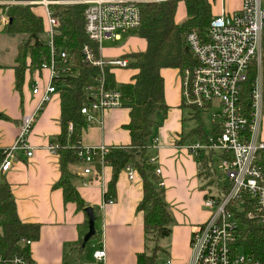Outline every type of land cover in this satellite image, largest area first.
Here are the masks:
<instances>
[{
  "label": "built area",
  "instance_id": "built-area-1",
  "mask_svg": "<svg viewBox=\"0 0 264 264\" xmlns=\"http://www.w3.org/2000/svg\"><path fill=\"white\" fill-rule=\"evenodd\" d=\"M145 0H0V4H30L42 7L45 39L50 47L49 58L43 60L40 70L31 77V89L40 99L32 111L23 113L16 140L3 147L0 173L10 169L18 150L28 156L34 151L29 135L44 109L60 89L63 78L76 75L78 69L65 47L56 43L60 20L55 15V4L85 3V31L97 42V50L91 44L83 46L84 59L100 68L101 76L96 82L85 86L88 101L81 107L87 122L103 117L107 108L122 105V93L107 82L106 69L126 67L129 59L124 56L104 57L101 42L104 38H121L135 31L141 22L140 2ZM9 21L6 13L1 23ZM264 0H241L235 10L221 7L210 20L204 34L193 29L186 35L191 52L196 57L193 66H186L181 73L182 96L185 105L194 111L212 110L211 127L196 132L183 145L195 156L214 152V164L218 167L214 190L205 195L204 205L209 217L198 224L191 236V257L185 264H241L252 262L242 251L238 241L249 221L264 226V86L261 72L264 41ZM257 61L259 72L252 83L247 79L251 63ZM218 107L219 111L214 108ZM70 124V130L72 129ZM157 135L152 137L150 148H157ZM78 154L86 165L84 173L93 170L97 156L104 157L109 151L106 144L82 145L74 142ZM60 142L52 141L47 148L58 153ZM156 162L158 184L164 186L158 155L151 154ZM217 158L219 162L216 163ZM124 170L131 179L137 175L133 162H127ZM113 197L105 198L113 202ZM25 243L32 239L22 237ZM105 247L98 248L95 256L103 258ZM7 259L0 254V264ZM13 264H30L23 255L16 254ZM256 263V262H253Z\"/></svg>",
  "mask_w": 264,
  "mask_h": 264
},
{
  "label": "crops",
  "instance_id": "crops-1",
  "mask_svg": "<svg viewBox=\"0 0 264 264\" xmlns=\"http://www.w3.org/2000/svg\"><path fill=\"white\" fill-rule=\"evenodd\" d=\"M212 1L214 15L221 11V7L235 10L241 4V0ZM216 4L218 12L214 9ZM33 9L37 12V7ZM186 17L187 10L185 14L178 10L175 19L178 22ZM125 36L126 40L120 45L108 50L101 46V54L104 57L124 56L147 47L148 41L136 30L125 33L119 39ZM21 40L22 37L16 41L12 60H0L1 149L14 143L23 113L35 109L40 99L31 89L30 80L34 72L28 74L22 90L16 87L14 65ZM127 58L130 62L131 59ZM112 71L119 81H127L136 69L128 65L115 67ZM161 73L165 82L164 96L170 107L166 118L156 128L159 146L150 152L158 155L157 162L163 169L164 195L173 213V221L169 234L158 239L160 246L156 250V264H185L191 257L190 239L194 229L210 215L204 199L208 191L214 190L216 182L209 184L208 178L201 174L197 158L183 145L191 136L189 133L192 129L186 131L184 125L182 70L165 66ZM194 115H197L196 111ZM98 118L88 122V126L83 129L80 139L82 145H119L131 142L130 130L125 126L130 119L128 107L121 105L107 108L102 120ZM60 131L61 99L58 91L40 112L29 135L34 146L33 154L28 156L25 150H18L12 167L2 173L12 185L20 217L24 221L41 225L39 237L30 243L31 264H137L138 253L146 247L144 213L138 210L144 192L141 175L137 174L131 179L122 169L116 190L109 195L114 201L104 204L108 183L113 175L112 166L102 162L100 156L95 160L102 163L98 176L94 165L90 173H84L83 166H73L79 175L78 189L96 214L97 234L84 242V236L89 230L87 212L79 208L75 201H65L62 187L56 186L61 175L59 153H53L47 148ZM150 244L152 247L153 243ZM101 247H105L106 255L98 258L95 251Z\"/></svg>",
  "mask_w": 264,
  "mask_h": 264
},
{
  "label": "trees",
  "instance_id": "trees-1",
  "mask_svg": "<svg viewBox=\"0 0 264 264\" xmlns=\"http://www.w3.org/2000/svg\"><path fill=\"white\" fill-rule=\"evenodd\" d=\"M187 17L176 21L175 16L179 0H145L140 2L142 11L140 26L136 32L147 41L144 50H136L124 56L131 60L129 66L136 69L127 81H119L116 73L106 69L105 76L111 87L122 93V105L129 108L130 119L125 126L130 130L131 142L128 144L108 145L109 151L104 163L113 168V175L108 183L106 198L116 190L119 173L127 162H133L137 174L141 175L143 196L138 210L144 213L146 247L138 253L137 264H156L158 239L171 231L173 213L164 195V188L158 184L156 162L151 161L150 144L156 128L168 114L170 104L164 96L165 82L162 67L172 66L183 70L193 66L196 57L191 52L186 35L193 29L204 34L213 14L212 0H184ZM0 23L2 13L9 16L4 25L6 33H22L27 36L18 45L15 59L16 87L22 90L28 74L40 70L43 60L49 58L50 47L43 37L44 16L37 13L30 4H0ZM85 3L55 4V15L60 20L56 43L65 47L78 69L76 75L62 79L60 83L61 131L55 141L58 148L61 175L56 186L63 189L65 201H75L79 208L88 206L78 189V177L74 165L85 167V158L78 154L74 144L81 139L83 129L88 122L81 112L82 105L88 101L85 86L100 78V68L84 59L85 43L97 50V42L85 31ZM264 36V35H263ZM261 72L264 86V41L262 48ZM0 66L2 64L0 63ZM259 72L257 61L251 63L248 83H252ZM184 104V103H183ZM197 114V112H196ZM72 129L70 130V124ZM204 130L202 125L195 126L189 135ZM182 141V138L181 140ZM4 154L0 148V164ZM201 174L208 178L209 184L217 180L218 167L214 164L215 153L196 155ZM96 175L101 172L102 163L94 161ZM0 254L7 260L2 264H13L14 255H23L32 263L31 244L21 239L27 237L35 240L40 235V223L24 221L17 210L16 197L11 183L0 173ZM97 234V233H96ZM95 234V235H96ZM94 236V235H93ZM151 242L153 246L151 247ZM242 251L252 258V262L264 264V226L249 221L238 241Z\"/></svg>",
  "mask_w": 264,
  "mask_h": 264
},
{
  "label": "rangeland",
  "instance_id": "rangeland-1",
  "mask_svg": "<svg viewBox=\"0 0 264 264\" xmlns=\"http://www.w3.org/2000/svg\"><path fill=\"white\" fill-rule=\"evenodd\" d=\"M33 8V7H32ZM216 8V9H215ZM214 9L217 10L218 12V6L216 4V6H214ZM178 10L179 12H183L184 14L186 13L185 10V3L184 0H179V4H178ZM0 11H2V8L0 7ZM37 12L38 13H42L43 10L41 7H37ZM5 32L3 31V25L2 23H0V60L2 61H7L9 62L10 60H12L13 58V54H14V50H16L14 47H16V41L17 39L21 38H25L27 35L26 34H21V33H13L12 35H6L4 34ZM43 37H45V33L43 32ZM126 37L122 40L118 39V38H104L101 42L102 45V49L104 48V50H108L111 47H115L116 45H120L122 44L125 40ZM11 57V59H10ZM215 111H219L218 107L214 108ZM184 113H185V130L189 131L190 129L195 128V126L197 125H202L204 127L205 130L208 131V129H210L211 127V119H212V110H201L199 112H197V115H194V110L185 105L184 108ZM219 162V159L217 158L216 163ZM97 226L99 227V223H97ZM154 243V242H152Z\"/></svg>",
  "mask_w": 264,
  "mask_h": 264
},
{
  "label": "water",
  "instance_id": "water-1",
  "mask_svg": "<svg viewBox=\"0 0 264 264\" xmlns=\"http://www.w3.org/2000/svg\"><path fill=\"white\" fill-rule=\"evenodd\" d=\"M87 215H88V220H89V230L84 236V242L88 241L93 235L97 233L96 225H95V220H96V214L94 211L93 206L89 205L86 206L85 208Z\"/></svg>",
  "mask_w": 264,
  "mask_h": 264
}]
</instances>
